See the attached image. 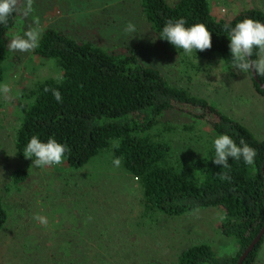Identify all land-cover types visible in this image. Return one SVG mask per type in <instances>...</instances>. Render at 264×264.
Here are the masks:
<instances>
[{"label": "rangeland", "instance_id": "1", "mask_svg": "<svg viewBox=\"0 0 264 264\" xmlns=\"http://www.w3.org/2000/svg\"><path fill=\"white\" fill-rule=\"evenodd\" d=\"M209 2L217 20L229 21L251 7L264 10V0ZM33 9L27 17L19 13L8 34L10 42L30 27L41 35L54 28L109 53L132 51L172 85L208 100L264 140V96L251 75L237 73L219 55L187 56L166 46L150 26L141 0H33ZM129 23L135 25L134 32L125 30ZM35 49L12 51L2 83L11 89V99L0 94V198L9 215L0 232V264H52L56 259V264H177L184 250L200 243L212 246L219 256H235L237 242L222 234L218 210L181 216L149 212L139 182L121 163L114 164L112 154L99 155L79 170L66 169L63 163L40 168L18 156L15 135L30 102L29 91L37 82L62 75L53 61L36 56ZM190 112L198 114L172 110L165 117L167 125L177 127L171 135L179 155L203 150L202 143L183 140V125L200 130L191 133L195 137H215L211 125ZM18 170L27 173L25 181L14 180ZM36 215L47 224L34 220ZM255 264H264V244Z\"/></svg>", "mask_w": 264, "mask_h": 264}, {"label": "trees", "instance_id": "2", "mask_svg": "<svg viewBox=\"0 0 264 264\" xmlns=\"http://www.w3.org/2000/svg\"><path fill=\"white\" fill-rule=\"evenodd\" d=\"M146 18L160 39L163 26L183 18L186 27L204 24L212 34V47L194 54L219 55L231 65L226 24L235 26L245 18L264 23V10L251 7L231 20L213 17L209 0H141ZM19 13L0 24V85L5 81L9 50V32ZM182 50V49H181ZM41 59L53 61L61 71L58 79L37 82L29 91L30 102L15 135V147L21 159L31 137L46 142L49 137L70 148L63 164L79 170L95 157L109 153L137 179L145 209L168 216H181L213 208L223 215L221 232L234 238L235 256H219L209 244L200 243L184 250L177 264H238L241 256L264 227V140L240 121L228 116L208 100L196 97L185 88L172 85L161 71L146 65L134 52L109 53L90 42H78L54 28L44 30L35 49ZM253 58H256L255 56ZM252 78V74L249 73ZM264 83V77H259ZM256 91L264 89L253 80ZM49 89V91H45ZM52 89L60 92L57 102ZM190 112L191 117L206 120L215 137L195 134L193 125H183L186 143H202L198 155H179L172 135L177 127L167 125L172 110ZM205 118V119H204ZM161 128V129H160ZM231 136L239 145L243 137L256 150L254 164L229 159L230 168L213 163L214 139ZM32 161V160H31ZM227 173L230 180H221ZM27 179L24 170L14 174L16 182ZM8 212L0 198V232L8 223ZM264 237L242 264H255ZM59 263V260L52 264ZM62 263H65L64 261Z\"/></svg>", "mask_w": 264, "mask_h": 264}, {"label": "clouds", "instance_id": "3", "mask_svg": "<svg viewBox=\"0 0 264 264\" xmlns=\"http://www.w3.org/2000/svg\"><path fill=\"white\" fill-rule=\"evenodd\" d=\"M34 11L33 0H0V24L6 25L9 17L14 13H20L27 17ZM33 22L38 25V17H33ZM183 18L175 21H168L162 28L160 39L168 41L176 49H182L184 54L191 56L193 52H202L212 47V34L204 24H193L186 27ZM128 32L135 31V25L129 23L125 28ZM224 31L230 41L229 50L231 53V66L237 73H251L264 77V23L251 18H245L241 22L231 26L226 24ZM41 31L38 28H29L23 36L16 35L9 44L10 51L31 52L39 46ZM256 58H253V57ZM11 89L7 84L0 85V94L5 99L9 96ZM49 91V89H45ZM52 94L57 102L62 101L58 90L52 89ZM213 163L222 166L224 169L230 168L229 159L242 160L245 165H252L257 155L256 150L250 147L243 137L240 138L239 145L227 134L218 135L214 141ZM70 152L67 145L58 142L55 138L49 137L46 142L39 137L33 136L24 149L25 158L31 159L36 167H52L61 165L65 160V154ZM114 164L119 166L120 160H114ZM221 180H230L227 173H221ZM34 220L46 225L45 217L36 215Z\"/></svg>", "mask_w": 264, "mask_h": 264}, {"label": "water", "instance_id": "4", "mask_svg": "<svg viewBox=\"0 0 264 264\" xmlns=\"http://www.w3.org/2000/svg\"><path fill=\"white\" fill-rule=\"evenodd\" d=\"M252 78H253L254 81H256L257 83L260 84V86H261L262 89H264V83H261V81L259 80L258 76L252 74ZM263 237H264V227L261 230V232L259 233V235L256 237V239L254 240V242L249 246V248L241 256L238 264H242L243 263V261L247 257V255L253 250V248L255 247V245L258 244L261 241V239Z\"/></svg>", "mask_w": 264, "mask_h": 264}]
</instances>
